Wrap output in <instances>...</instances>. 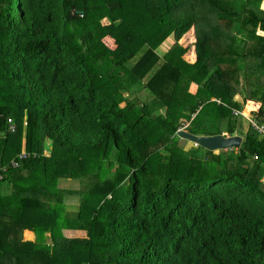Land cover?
<instances>
[{
    "label": "trees",
    "instance_id": "trees-1",
    "mask_svg": "<svg viewBox=\"0 0 264 264\" xmlns=\"http://www.w3.org/2000/svg\"><path fill=\"white\" fill-rule=\"evenodd\" d=\"M263 4L0 0V264H264ZM186 124L241 145L185 152Z\"/></svg>",
    "mask_w": 264,
    "mask_h": 264
},
{
    "label": "rangeland",
    "instance_id": "rangeland-1",
    "mask_svg": "<svg viewBox=\"0 0 264 264\" xmlns=\"http://www.w3.org/2000/svg\"><path fill=\"white\" fill-rule=\"evenodd\" d=\"M263 7H264V4H263ZM78 12H80V14H82V12L83 11H81V10H79ZM101 24H102V26H105V25H108V23H107V21H105V20H102L101 21ZM118 24H121V21L118 23ZM198 24L199 23H197L195 26H198ZM199 27H202V28H204V29H206V30H208L209 28H212V23L211 22H203V24L202 25H200ZM191 33H192V31L191 32H189L186 36H185V38H183L181 41H180V44L181 45H183L184 47H189V45H191L192 44V42H193V40L194 39H192V37H191ZM196 35L194 34V37H195ZM108 39H111V38H109V37H107L106 39H104V42L108 45V46H110V47H112V48H115L116 47V45L114 44V42H111L110 40H108ZM113 41V40H112ZM175 45V39H174V37L173 36H171V37H169L163 44H161V46L159 47V49H158V54L161 56V58H164V59H168V57L169 56H171V54H172V48H173V46ZM193 54L192 53H190V54H188L187 53V55L185 56V58L190 62V63H192L193 61H194V57L192 56ZM198 87L196 86V85H192V86H190V92H196L198 89H197ZM237 99H239L240 101L242 100L240 97H238ZM253 104H255V106H252L251 107V109H252V111L251 112H249V113H247L246 114V107H248V105L247 106H245V109H244V111H243V117H244V119H245V122H244V128H245V131H247L248 130V127H249V122H248V118H251L252 117V114H254L255 113V111H258L259 110V108H260V104H258V103H256V102H252ZM125 106V103H122L121 104V107H124ZM250 125H251V123H250ZM189 126V124H186L184 127H183V131L184 132H187V130H186V128ZM224 135H228V133H223ZM229 138V137H228ZM180 144H181V146L186 150L185 152H188V151H190L191 149H195V148H197V146H199V145H197L196 143H192L191 141H188V140H186V139H181L180 138ZM47 148H48V150L50 151H52V149H53V145H48L47 146ZM25 153V152H24ZM215 153H219V150H216V152ZM183 160V159H182ZM184 161V160H183ZM95 178V172H91V173H89V176H87V177H85V181H84V184H83V186H84V188L86 189V192H85V194H86V196L90 199V201L89 202H95L96 204H100L101 203V201H102V196L100 195V192H98L97 190H96V188L95 187H93L92 186V184H90L89 182L92 180V179H94ZM263 182H264V179H263ZM61 186L62 187H67V188H72V187H74V188H77L78 187V189L82 186V184H80V182L79 181H63L62 183H61ZM41 195L42 194H39V195H37L38 196V200H39V202L42 204V206H44V204L41 202ZM32 196V195H31ZM19 198H20V196L19 195H17V196H15V198H14V200H19ZM80 199L81 198H79V197H72V198H70V199H68V200H66L68 203V205H71V204H73L74 205V207L76 208L77 206H78V204H79V201H80ZM104 200V199H103ZM46 206V205H45ZM66 209L67 208H64L62 211H60V213H62L63 214V216L65 217V215H66ZM42 210V209H41ZM73 212L71 213V214H73L74 212H75V209H71ZM42 211H35L32 215H29V218L28 219H34L35 217H37V218H42V217H44V216H42ZM29 234V233H28ZM45 234V236H46V233H44ZM74 234V233H73ZM36 238L34 239V242H41L42 241V236H41V234H37L36 233ZM74 236V238H77V239H84V238H86V236H85V233L84 232H78L77 234H75V235H73ZM46 239H47V241L48 242H51V240H52V238H48L47 236H46ZM53 241V240H52Z\"/></svg>",
    "mask_w": 264,
    "mask_h": 264
},
{
    "label": "water",
    "instance_id": "water-1",
    "mask_svg": "<svg viewBox=\"0 0 264 264\" xmlns=\"http://www.w3.org/2000/svg\"><path fill=\"white\" fill-rule=\"evenodd\" d=\"M80 13V12H78ZM179 136L190 140L208 150L216 151L232 147H239L242 142L240 136L216 135V136H195L188 132H180ZM229 137V138H228Z\"/></svg>",
    "mask_w": 264,
    "mask_h": 264
},
{
    "label": "crops",
    "instance_id": "crops-1",
    "mask_svg": "<svg viewBox=\"0 0 264 264\" xmlns=\"http://www.w3.org/2000/svg\"><path fill=\"white\" fill-rule=\"evenodd\" d=\"M109 38H111V37H109ZM112 39V38H111ZM113 40V39H112ZM114 41V40H113ZM114 44L116 45V43H115V41H114ZM259 104V103H258ZM67 231V230H66ZM70 234V237H72V238H74V236L73 235H75V234H77L78 232H84V231H68ZM29 233V234H28ZM74 233V234H73ZM85 233V236L87 237V233L86 232H84ZM36 233L35 232H33V231H31V230H29V229H27V230H25L24 231V233H23V238H24V241H30V242H34V239L36 238ZM46 236L48 237V238H50L51 237V234L50 233H46Z\"/></svg>",
    "mask_w": 264,
    "mask_h": 264
},
{
    "label": "built area",
    "instance_id": "built-area-1",
    "mask_svg": "<svg viewBox=\"0 0 264 264\" xmlns=\"http://www.w3.org/2000/svg\"><path fill=\"white\" fill-rule=\"evenodd\" d=\"M11 122V121H10ZM254 125H255V123H253ZM258 128V127H257ZM15 130V127H12V131H14ZM262 134H263V136H264V127H261L260 128V130H259ZM26 157V154L23 152L22 153V155L20 156V159H24ZM12 166L14 167V168H17L18 166H19V164L17 163V162H15V161H13L12 162ZM6 169L7 168H3L2 170L3 171H6ZM0 179H2V176H0Z\"/></svg>",
    "mask_w": 264,
    "mask_h": 264
},
{
    "label": "clouds",
    "instance_id": "clouds-1",
    "mask_svg": "<svg viewBox=\"0 0 264 264\" xmlns=\"http://www.w3.org/2000/svg\"><path fill=\"white\" fill-rule=\"evenodd\" d=\"M114 40V39H113ZM115 41V40H114ZM249 119V118H248ZM183 128H181V129H179V131H178V134L180 133V132H184L183 130H182ZM186 130H187V128H186ZM188 132V131H187ZM189 133V132H188ZM181 137V136H180ZM181 138H183V137H181ZM185 139V138H184ZM187 140V139H186ZM188 141H190V140H188ZM192 143H194V142H192ZM198 145V144H197Z\"/></svg>",
    "mask_w": 264,
    "mask_h": 264
}]
</instances>
